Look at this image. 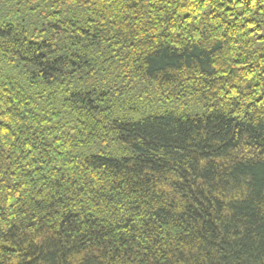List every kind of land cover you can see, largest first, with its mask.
I'll return each mask as SVG.
<instances>
[{"label":"trees","instance_id":"trees-1","mask_svg":"<svg viewBox=\"0 0 264 264\" xmlns=\"http://www.w3.org/2000/svg\"><path fill=\"white\" fill-rule=\"evenodd\" d=\"M0 264H264V0H0Z\"/></svg>","mask_w":264,"mask_h":264}]
</instances>
